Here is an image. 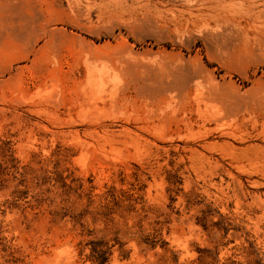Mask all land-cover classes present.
I'll return each instance as SVG.
<instances>
[{"label":"rangeland","instance_id":"1","mask_svg":"<svg viewBox=\"0 0 264 264\" xmlns=\"http://www.w3.org/2000/svg\"><path fill=\"white\" fill-rule=\"evenodd\" d=\"M0 264H264V0H0Z\"/></svg>","mask_w":264,"mask_h":264}]
</instances>
